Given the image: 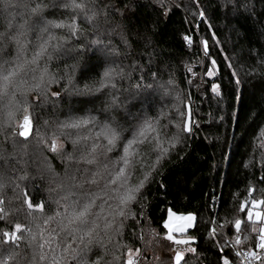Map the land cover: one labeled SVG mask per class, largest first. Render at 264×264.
<instances>
[{"label": "trees", "instance_id": "16d2710c", "mask_svg": "<svg viewBox=\"0 0 264 264\" xmlns=\"http://www.w3.org/2000/svg\"><path fill=\"white\" fill-rule=\"evenodd\" d=\"M64 2L21 0L0 12V58L16 60L22 45L20 56L28 61L44 41L51 52V59L38 60V73L27 74L28 84H20L28 90L17 89L11 120H6V101H0V169L6 176L0 192V252L20 253L17 259L7 254L0 259L6 264H52L53 257L58 264H127L131 250L135 263L142 254L139 264H175L176 245L167 239L165 227L169 212L196 216L187 233L197 250L188 255L189 264H222L225 257L240 264L229 247L237 235L249 245H241L243 250L261 251L252 229L262 223L249 221L247 213L254 209L253 201L264 200V0H198L203 21L193 13L192 0L180 7L159 0H86V8L75 11L63 7ZM34 4L42 7L31 14ZM50 21H74L77 35L48 26ZM46 26L48 31H42ZM204 41L210 56L204 54ZM205 59L207 67L215 59L217 68L212 78L203 77L201 94L197 86ZM109 69L112 75L105 78ZM41 76L40 87L33 88ZM211 80L221 85V96L210 91ZM167 92L185 100L178 128L165 125L163 106H157ZM189 111L195 121L191 134L183 131ZM26 115L25 138L18 133ZM90 117L119 133L114 146L96 141L100 148L93 164L86 157L96 124L62 127ZM53 138L57 152L48 147ZM65 154L74 157L75 183L82 185L77 194L87 190L107 197L98 209L99 223L114 217L112 223L121 227L119 233L109 229L83 251L77 244L65 250L58 237L42 239L46 258L37 261L27 240L9 241L3 233H14L17 222L28 225L32 217L25 219L26 213L45 217L60 210L58 181L69 165ZM129 189L138 190L121 217L118 202ZM38 205L42 212L34 211ZM259 208L264 213V204ZM235 219H241L239 234ZM48 227H54L51 221L39 230L41 236L47 237ZM210 228H219L226 238L216 231L213 239Z\"/></svg>", "mask_w": 264, "mask_h": 264}, {"label": "snow or ice", "instance_id": "6c2138e0", "mask_svg": "<svg viewBox=\"0 0 264 264\" xmlns=\"http://www.w3.org/2000/svg\"><path fill=\"white\" fill-rule=\"evenodd\" d=\"M21 0H0V12L11 9L13 7H17ZM195 3H198V0H194ZM24 7L28 8L29 5L27 2H24ZM42 5H32L30 8L31 14L39 13L41 10ZM63 7L70 8L73 11L75 10H84L86 8V0H65ZM89 11H91L89 9ZM78 14V13H77ZM94 15V13H93ZM201 21L205 18V12L200 11L198 13ZM11 23V22H10ZM48 26L55 27V28H63L67 27L70 31L71 36L77 35L76 26L74 21H69L68 23H52L51 21L48 22ZM48 26L41 29L44 32L48 31ZM19 29H23V25L19 26ZM4 34H0V37H3ZM13 39H16V36L13 35ZM185 39L188 41L189 44L192 41L186 36ZM19 43V40H17ZM40 51L35 52L33 58L28 61H25L21 58L20 52L23 51V46L21 45L20 50L18 51L17 58L14 61H4L0 58V101H6V106L8 107V118L11 120L12 117V107L14 106L16 91L19 89L21 92L27 91V87L20 88V84L23 83L25 86L28 84L27 74L29 72L36 74L38 73L40 66L38 64V60L47 56L48 59H51V52H49L48 43L44 41L41 45H39ZM204 54L206 56H210L209 52V45L207 41L203 43ZM55 49L53 48V51ZM211 67L205 68V76L212 78L214 76V70L217 67V61L215 59H210ZM27 65V67H25ZM45 72L47 71L46 67L43 69ZM104 77L109 78L112 75V70H106L104 72ZM235 76V73H233ZM43 81V77L41 76L37 83L32 85L33 88H39L40 83ZM236 83L239 84L240 81L236 80ZM112 87H115V84H112ZM209 89L212 93L216 96H221L222 94V87L219 83H216L214 80L209 82ZM53 96H58L59 93H52ZM23 111L27 112L28 109L25 108ZM188 117L190 122H185L183 126V131L185 133L191 134L194 131L195 121L191 119V112H188ZM90 121L96 124V132L93 141V145L90 147V151L86 157L88 164H93L96 160V149L100 148V144L96 143V141L106 139L107 145L114 146L115 141L118 139L119 133L116 127L109 126V124L99 122L96 123L94 117H90L88 119H83L80 122H72L63 124L62 127L64 128H71V129H79L81 124L87 126L89 125ZM30 120L29 117L26 115L24 117V124L21 126L24 130L18 133L19 136L26 138V133L29 130ZM143 135V133H140ZM176 138L173 137L172 147H175ZM131 143V141H129ZM50 151L57 152L58 151V143L57 139H51V142L48 145ZM108 150H111L110 148ZM21 154H23L22 149L20 150ZM125 153L128 152V148L125 147L123 149ZM102 154V153H101ZM67 156V160L69 162L67 174L64 178L58 181V185L62 187L63 192L60 194V198L56 201V204L59 211L55 212L54 215H48L45 217H37L32 212L26 213L25 219L28 216H31V221H29L28 225H22L21 223H15V230L14 233L10 234L9 232H4L3 236L7 238L9 241H20L21 239H25L28 242V245L32 248V257H35L38 261L39 259H44L45 253L40 251V249L44 248L45 245L41 243L42 239L47 238L49 242L51 241L52 237H58V243L64 246L65 250H70L72 244L83 245V248L79 249L83 251L91 244L93 241H98L100 237L104 234H107V231L111 229V231L119 233V229L121 225H114L112 220L114 217L106 218L103 225L99 223L98 217V209L100 208L101 203H105L107 201V197H100L97 196L94 192L90 193L89 191L85 190L79 194H77L76 189L81 188L82 185H78L75 183V173L72 168V161L74 160L73 155L65 154ZM0 158H4V154L2 149H0ZM118 172L121 170L117 169ZM23 179V177H20ZM6 179L5 173L3 169H0V192L3 191L5 186L4 181ZM10 179V178H9ZM95 183V180L92 181ZM111 183L113 185L116 184L115 180H112ZM123 185H121L122 187ZM139 187H143V184L139 185ZM106 188V186H105ZM105 189H101L104 191ZM138 189H129L127 192L124 193L123 196L120 197L118 202L119 208V215L123 217L125 215L124 206L127 205L130 201L134 200L136 197V191ZM3 199H0V204H3ZM253 207L258 206L259 204H264V200L261 201H253ZM27 207L29 209H33L32 203H28ZM243 210V206H242ZM34 211H43V205H38ZM253 215L257 217L258 220H261V213L259 212H248L247 217L248 220L251 221ZM181 219H185V217H181ZM188 224L181 228V231H184L185 228L190 227L192 221L195 219L193 216L186 217ZM52 222L54 227H48L46 229L47 237L41 236L39 230L48 225L49 222ZM167 228L168 225H165ZM234 229L237 234L241 231V219H235L234 221ZM253 231L257 232L259 235V248L261 251H264V228L257 229L253 227ZM27 232V236H24L23 233ZM212 238L215 239L216 229L210 228L209 229ZM19 234V235H17ZM168 240L173 241L175 245H189L195 243L194 239H175L169 235L167 237ZM235 245H239L241 243L240 236L237 235L235 237ZM255 247V245H253ZM222 251V248L220 249ZM187 251L192 253H196L195 248H188ZM175 264H181V261L185 259L184 252L180 248H175ZM7 254L9 259H17L20 253L14 250H7V252H0V258L4 257ZM128 259L127 264H135L134 259L132 258L133 253L130 250L128 252ZM237 257H243L246 261L250 262L257 257V253L252 251L249 252L247 250H239L237 249L235 252ZM264 260V257H261ZM0 264H6L3 259H0ZM17 264H24L23 261L17 260ZM28 264H31V260H29ZM52 264H58L55 257H53ZM187 264V262H185ZM222 264H230V261L225 257L222 258ZM235 264V262H232Z\"/></svg>", "mask_w": 264, "mask_h": 264}, {"label": "rangeland", "instance_id": "374dc122", "mask_svg": "<svg viewBox=\"0 0 264 264\" xmlns=\"http://www.w3.org/2000/svg\"><path fill=\"white\" fill-rule=\"evenodd\" d=\"M183 1L185 2V3H188L190 0H159V2L161 3V4H163V5H167V4H170V5H176V6H178V7H180L181 5H182V3H183ZM193 1V3H194V11H193V13L196 15V17H199V15H198V13L200 12V11H203V8H204V6L199 2V3H195L194 2V0H192ZM160 5V4H159ZM160 6H162V5H160ZM186 8H188V7H186ZM205 19V18H204ZM66 29H67V27H65ZM56 35H58V34H56ZM202 43V47H203V42H201ZM108 60H110V59H108ZM113 66L114 65V63L111 61V64H110V66ZM201 67L202 68H206L207 67V59H205L204 61H202V63H201ZM217 68V67H216ZM215 73H216V69L214 70V75H215ZM203 77H205V72L203 73V74H201L200 75V77H199V83H201L199 86H197V89H198V91L202 94V91H203V88H204V80H202L203 79ZM170 92V91H169ZM169 92H167L166 93V95H161L160 96V100L158 101V104H157V106H163V109H164V113H165V125L167 126V127H171V126H174V128H178V126H179V123H180V120L183 118V116H184V106H183V101H185V100H183V99H181V95H179L178 93H176V94H174V93H172V95H170V93ZM174 94V95H173ZM12 111V116H15V114H14V112H15V110H11ZM8 117V114L6 115V120H8L9 118H7ZM173 118V119H172ZM103 139V138H102ZM104 140V142L107 144V141H106V139H103ZM109 146V145H108ZM260 205V204H259ZM259 205L258 206H256V207H254V209H252L250 212H253V213H255V212H259V213H261V220H258L257 219V217L255 216V215H253V217H252V221L253 222H259L258 224H260V222L262 223V227L261 228H264V213L260 210V208H259ZM257 208V209H256ZM190 216H193V215H190ZM195 216V215H194ZM193 216V217H194ZM254 219V220H253ZM171 220V219H170ZM169 220V221H170ZM195 221H196V216H195ZM176 223H178V222H176ZM184 225H183V227L185 226V225H187L188 224V221H187V219H186V216H185V222L183 223ZM195 224H196V222H195ZM189 227H187V228H185V229H188ZM193 228V227H192ZM191 228V229H192ZM191 229H189V230H186L185 232H182V233H180V234H173V235H171L172 237H173V240H175V239H189L190 238V236L188 237L187 236V233H188V231H190ZM216 229V231L219 233V234H222L221 236H222V238L223 237H225L226 238V236L224 235V232L223 231H221V230H219V228H215ZM169 236V235H168ZM167 236V237H168ZM192 239V238H191ZM227 241L229 240V239H226ZM231 240H233V241H235V239L234 238H231ZM173 242V241H172ZM241 245L243 246L244 245V247H249V245H248V243H240L239 245H237V247H238V249L239 250H243L242 248H241ZM177 247H180L179 245H176V248ZM230 248H231V246H229ZM188 248H194V246L193 245H191V244H189V245H183L182 247H180V249L184 252V257H185V259L183 260V261H181V264H183L185 261H186V259H187V257H188V255H194V253H192V252H190V251H187V249ZM250 248H253V247H250ZM231 249H233V248H231ZM253 249H255V248H253ZM247 251H249V252H252V250H249V249H247ZM254 252H256L258 255H257V257H256V259H254V260H252V264H254L256 261L258 262V263H260V264H263L262 263V259H261V257H264L263 256V251H260V250H254ZM136 254H133V256H135ZM132 256V257H133ZM174 257H175V253H174ZM175 262V261H174ZM187 264H189V263H187ZM256 264V263H255Z\"/></svg>", "mask_w": 264, "mask_h": 264}, {"label": "crops", "instance_id": "0c3cea01", "mask_svg": "<svg viewBox=\"0 0 264 264\" xmlns=\"http://www.w3.org/2000/svg\"><path fill=\"white\" fill-rule=\"evenodd\" d=\"M190 215H192V214L181 215V214H176V213H173V212H169L168 219H167V221L165 223V225H168V227L166 228L167 231H168V235L180 234V233L185 232L186 230H189L192 227H194L195 226V222H196L195 219L192 221V224H191V226L188 229H185L184 231H181V228L184 225L183 223L185 222V219H181V217H185V216L188 217ZM176 222H178V223H176Z\"/></svg>", "mask_w": 264, "mask_h": 264}, {"label": "built area", "instance_id": "2783aa9c", "mask_svg": "<svg viewBox=\"0 0 264 264\" xmlns=\"http://www.w3.org/2000/svg\"><path fill=\"white\" fill-rule=\"evenodd\" d=\"M234 242H235V241L231 240V241H230V246H231V247L234 249V251L236 252V250L238 249V247H237V245H235ZM141 257H142V254L139 255V258H138V260H136V263H135V264H139ZM239 263H240V264H249V262L246 261L243 257H239ZM230 264H232V262H231ZM235 264H236V263H235ZM250 264H252V261L250 262Z\"/></svg>", "mask_w": 264, "mask_h": 264}]
</instances>
